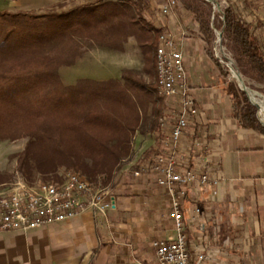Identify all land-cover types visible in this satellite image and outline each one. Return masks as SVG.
<instances>
[{
    "label": "trees",
    "instance_id": "16d2710c",
    "mask_svg": "<svg viewBox=\"0 0 264 264\" xmlns=\"http://www.w3.org/2000/svg\"><path fill=\"white\" fill-rule=\"evenodd\" d=\"M179 1L198 24L215 65L221 68L212 53L216 30L222 32V46L242 77L264 87L263 23L249 22L250 12L239 9V0H227L219 14L205 0ZM254 1L264 5V0ZM254 1L241 3L252 8ZM152 8L153 0H106L65 12L0 11V141L29 139L18 156L23 176L55 174L64 167L96 187H106L130 158L148 105L151 129H160L165 106L156 89L155 53L161 31L149 19ZM130 38L141 50L144 69L153 71L142 72L150 83L135 72L106 82H61L60 68L75 65L87 46L122 51ZM227 92L236 124L264 135L248 99L233 83ZM160 153L159 141L143 161Z\"/></svg>",
    "mask_w": 264,
    "mask_h": 264
},
{
    "label": "crops",
    "instance_id": "0c3cea01",
    "mask_svg": "<svg viewBox=\"0 0 264 264\" xmlns=\"http://www.w3.org/2000/svg\"><path fill=\"white\" fill-rule=\"evenodd\" d=\"M241 1L239 9L250 12L249 22L263 23L264 35V5L252 0L254 6L247 8ZM161 5L162 0H153L149 19L161 33L170 32L182 40L191 95L200 112L182 142L187 146L202 142L210 155L207 167L200 168L203 149H194L191 155L182 152L179 166L222 179L217 198L212 197L209 188H189L183 212L190 264H264V147L256 132L244 130L234 121L227 92L229 82L214 67L198 24L182 7L175 18L162 17ZM180 29L185 32L183 39L179 38ZM94 55L101 60V66L105 61L112 65V70L102 68L101 72L120 74L99 82L120 80L123 72H153L144 69V57L132 38L122 51L96 48ZM85 56L67 68L77 67ZM176 107L175 104L171 111H164L169 115ZM143 113L130 159L112 180L109 190L115 206L107 218H94L86 211L74 220L44 228L0 232V264H157L152 241L172 240L175 232L166 192L155 184L151 174L133 176V171L144 163L145 154L165 133L162 125L159 130H152L151 122L146 126ZM194 208L201 213L196 222L190 223ZM198 255L206 259L198 261Z\"/></svg>",
    "mask_w": 264,
    "mask_h": 264
},
{
    "label": "built area",
    "instance_id": "2783aa9c",
    "mask_svg": "<svg viewBox=\"0 0 264 264\" xmlns=\"http://www.w3.org/2000/svg\"><path fill=\"white\" fill-rule=\"evenodd\" d=\"M219 6V4H218ZM227 7L228 4L225 3ZM180 5L177 0H162V17L175 18ZM179 38H185L180 29ZM181 41L170 32L160 33L155 53L156 89L166 101H174L176 109L169 113L174 120L165 130L160 145L161 153L153 156L133 172L134 177L151 174L155 184L164 190L169 198V215L174 224L175 236L172 240H154L151 246L157 264H190L187 224L183 204L188 199L190 187L209 188L214 198L219 196L222 179L208 172L182 169L179 166L180 153L191 155L194 149H203L200 168L209 164L210 155L202 142L183 144V138L200 112L196 100L191 95L185 69ZM223 54V48L220 49ZM231 60V59H229ZM162 121V127L165 126ZM115 200L108 187L94 186L74 172H67L61 182L27 184L19 181L9 190L0 192V232H20L44 228L74 220L86 211L94 218L106 219L114 209ZM201 210L194 208L190 223L197 221ZM198 261L206 259L198 255Z\"/></svg>",
    "mask_w": 264,
    "mask_h": 264
},
{
    "label": "rangeland",
    "instance_id": "374dc122",
    "mask_svg": "<svg viewBox=\"0 0 264 264\" xmlns=\"http://www.w3.org/2000/svg\"><path fill=\"white\" fill-rule=\"evenodd\" d=\"M99 1H106V0H0V11L30 12L33 14H44V13L52 12V11L65 12L72 8L78 7L82 4L98 3ZM177 1L181 8L182 5L180 1L179 0ZM214 1L219 4L220 11L216 12L217 14L221 13V11L226 8L225 3L228 4L227 0H214ZM178 10H177V14H178ZM215 40H216V34H214V42ZM214 42L212 44V53H213V57L218 61L221 67L219 68V70L221 69L222 73L226 76V80L229 82L228 84L233 83L235 87H237L234 77H232L231 74L229 73V69L223 63H221L219 59L216 58L214 51H213ZM95 49L96 47L94 45L87 46L83 53V55L86 54L85 56L86 59L83 60L77 67H72V68L61 67L60 68L59 76H60L61 82L65 86H73L79 80H83V79L101 81V80H105L108 78H114L120 75L119 72H101L102 68H108V70L110 69L112 70V65L110 63H106L105 61L104 66H101L102 65L101 60L99 61V58L96 55H94ZM220 49L221 48L218 45V48H217L218 53ZM92 53L93 55H91ZM223 55H224L223 58L220 57V59L223 60V62H227V59H231V56L225 51L224 48H223ZM231 61L233 60L231 59ZM232 63L233 64H231V66L235 65L234 62ZM213 64H214V67H217L215 63ZM114 68H115V65L113 69ZM138 74L140 75L139 79L143 83H146V84L149 83L148 78L146 77L145 74H143L142 72H139ZM242 80L244 81L247 88L257 93L258 95H261L264 98V87L263 86L247 78H242ZM173 102L166 101L163 98H161V104L162 106H165V111L166 110L171 111ZM149 107L150 105L147 106L146 110L143 113V116L145 119L144 123L146 126L153 119L152 109H150ZM165 111L163 113V115L166 117V121L164 122L165 126L161 128L163 130L168 129L174 122L173 118L169 116ZM256 111L255 113L257 117V113H258L257 108H256ZM256 135H257V139L259 140V143L262 142L260 146L264 147V135H261L259 133H256ZM28 141L29 139L24 138V137L14 140V141H11V140L0 141V192L11 189L19 181H23L30 185L38 181L53 182V183L61 182L63 181L64 175L67 172H72L71 170H67L64 167H61L56 170L55 174L40 175L36 173L32 177V179H28L25 176H23L21 172L19 171L18 156L21 155V153L24 151ZM129 159L130 158L126 159L125 162H127ZM111 184H109L106 187L110 189ZM254 264H257V263L254 262Z\"/></svg>",
    "mask_w": 264,
    "mask_h": 264
},
{
    "label": "water",
    "instance_id": "95a60500",
    "mask_svg": "<svg viewBox=\"0 0 264 264\" xmlns=\"http://www.w3.org/2000/svg\"><path fill=\"white\" fill-rule=\"evenodd\" d=\"M207 3L209 4H212L213 5V13H216V12H219V6L218 4L214 1V0H205ZM215 34H216V40L214 42V46H213V51H214V54L216 56L217 59L220 60L221 63H223L228 69H229V73L231 74L232 77H234L235 79V82H236V85L239 89V91L248 99L249 101V104L251 105V107L254 109L251 101H250V97L253 95V93L255 92H251V93H248V92H245L242 88H241V83H242V75L239 71V69L233 65L231 66V64H233L231 60L227 59V62H223V60L220 59V57L218 56V52H217V48H218V45L220 46V48L222 49L223 46H222V32L220 31H216L215 30ZM255 110V109H254ZM256 111V110H255ZM257 119L259 120L258 118V115H257ZM261 126L264 128V124L259 120Z\"/></svg>",
    "mask_w": 264,
    "mask_h": 264
},
{
    "label": "bare ground",
    "instance_id": "6f19581e",
    "mask_svg": "<svg viewBox=\"0 0 264 264\" xmlns=\"http://www.w3.org/2000/svg\"><path fill=\"white\" fill-rule=\"evenodd\" d=\"M219 51V50H218ZM218 56L223 58V54L219 51ZM241 88L248 93H251L249 88L246 87L244 81L242 80ZM250 101L253 106H255L258 109V118L260 121L264 124V98L261 95H258L257 93H253V95L250 97Z\"/></svg>",
    "mask_w": 264,
    "mask_h": 264
}]
</instances>
